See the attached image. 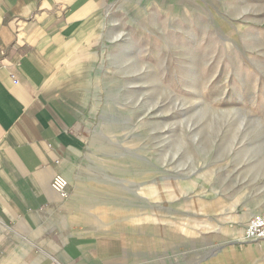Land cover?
<instances>
[{
  "label": "rangeland",
  "instance_id": "rangeland-1",
  "mask_svg": "<svg viewBox=\"0 0 264 264\" xmlns=\"http://www.w3.org/2000/svg\"><path fill=\"white\" fill-rule=\"evenodd\" d=\"M138 8L109 14L77 72L94 76L78 221L117 216L133 264H264V239L234 236L264 214V0Z\"/></svg>",
  "mask_w": 264,
  "mask_h": 264
},
{
  "label": "crops",
  "instance_id": "crops-1",
  "mask_svg": "<svg viewBox=\"0 0 264 264\" xmlns=\"http://www.w3.org/2000/svg\"><path fill=\"white\" fill-rule=\"evenodd\" d=\"M155 1L0 0V264L136 262L127 228L79 222L90 201L73 184L62 199L53 181L84 180L94 76L77 72L105 41L107 17Z\"/></svg>",
  "mask_w": 264,
  "mask_h": 264
},
{
  "label": "built area",
  "instance_id": "built-area-1",
  "mask_svg": "<svg viewBox=\"0 0 264 264\" xmlns=\"http://www.w3.org/2000/svg\"><path fill=\"white\" fill-rule=\"evenodd\" d=\"M53 188L62 199L69 195V184L65 177L58 175L53 181ZM243 243H251L264 239V214H257L247 221L243 228Z\"/></svg>",
  "mask_w": 264,
  "mask_h": 264
},
{
  "label": "bare ground",
  "instance_id": "bare-ground-1",
  "mask_svg": "<svg viewBox=\"0 0 264 264\" xmlns=\"http://www.w3.org/2000/svg\"><path fill=\"white\" fill-rule=\"evenodd\" d=\"M64 177V176H63ZM67 180V178H65ZM68 184H69V181L67 180ZM81 209V208H80ZM82 210V209H81ZM84 210V209H83ZM92 210V209H91ZM104 211H102V209H100L99 207L96 206V212H91L90 216H92L93 218L99 220L98 222H104ZM260 213V212H259ZM252 213L250 214H247L246 216H244V219L248 218V216H251ZM114 221L118 224V227L121 228V224H120V221H119V218L117 216H115L114 218ZM99 225V224H98ZM110 225H112V228L114 227V222L112 223H106V224H101V226H99V228H107L109 227ZM118 228V229H119ZM129 228V227H128ZM127 228V229H128ZM129 230V229H128ZM131 232V231H129ZM234 236L236 237V242L239 243V245H242V233H241V230L239 231H234ZM260 241V240H259ZM256 243V242H255ZM259 245V244H257ZM256 248V247H255Z\"/></svg>",
  "mask_w": 264,
  "mask_h": 264
}]
</instances>
